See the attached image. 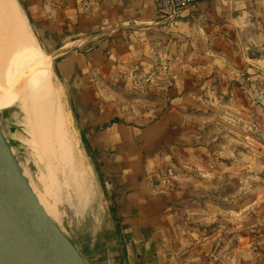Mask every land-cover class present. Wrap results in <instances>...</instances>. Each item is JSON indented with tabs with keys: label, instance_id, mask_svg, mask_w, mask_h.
<instances>
[{
	"label": "rangeland",
	"instance_id": "1",
	"mask_svg": "<svg viewBox=\"0 0 264 264\" xmlns=\"http://www.w3.org/2000/svg\"><path fill=\"white\" fill-rule=\"evenodd\" d=\"M259 1L251 36L233 37V50L221 54L226 67L219 62L207 70L211 75L208 84H190L191 93L199 86L205 88L202 100H198L201 103L195 106L198 110L182 117L187 124L180 133H166L162 148L144 152L155 159L159 175L155 179L164 191H182L178 206L181 221L189 223L188 217L194 215L191 225L204 223L199 220L204 216L210 224L202 230L211 235L217 264H234L229 258L240 253L242 264H264V0ZM20 3L30 18L41 53L52 61L53 77L63 96L66 126L75 133L78 152L71 151L68 156L63 151H50L55 156L50 158L21 125L19 111L13 112V118L0 114L2 128L37 192L56 209L59 225L82 252V240L88 243L90 235L105 223H116L102 160L123 154L122 149L98 146L105 143L106 135H86L85 129L114 116L109 106L123 102L111 98L113 85H84L78 95L79 82L75 85L62 71L66 54L70 53L69 65H74V46L66 49L65 43L76 34L83 15L96 13V0ZM216 57L211 60H218ZM198 72L190 73L189 79L198 83ZM158 73L162 77L171 74L167 67ZM113 88L126 98L142 97L141 92L132 95L124 88ZM14 131L17 137L11 133ZM207 204L209 209H205Z\"/></svg>",
	"mask_w": 264,
	"mask_h": 264
},
{
	"label": "crops",
	"instance_id": "2",
	"mask_svg": "<svg viewBox=\"0 0 264 264\" xmlns=\"http://www.w3.org/2000/svg\"><path fill=\"white\" fill-rule=\"evenodd\" d=\"M260 4L206 0L170 19L155 0H96L93 18L80 19L76 34L64 46H74V65L67 61L70 53L62 65L70 81L79 82L78 95L84 85L98 83L142 94L126 98L112 86L111 98L123 103L109 106L114 116L89 126L86 134L106 135L105 143L98 144V138V146L123 151L102 160L117 219L92 233L88 243L82 240L89 264H217L211 235L202 230L210 224L204 216L198 217L204 223L191 225L194 215L189 223L181 221L182 191H164L155 179V159L144 152L162 148L166 133H180L187 124L182 117L198 110L205 89L199 86L191 93L190 84H208L207 70L219 62L226 67L221 54L233 50V37L251 36ZM215 56L218 60L212 61ZM161 66L169 69L170 77L158 73ZM196 70L198 83L189 79ZM114 119L120 122L97 130ZM229 261L242 264V254Z\"/></svg>",
	"mask_w": 264,
	"mask_h": 264
},
{
	"label": "bare ground",
	"instance_id": "3",
	"mask_svg": "<svg viewBox=\"0 0 264 264\" xmlns=\"http://www.w3.org/2000/svg\"><path fill=\"white\" fill-rule=\"evenodd\" d=\"M22 10L17 0H0V114L12 117L19 111L21 125L43 150L49 154L63 151L69 156L78 152V142L72 128L66 126L63 96L53 77L52 61L41 53ZM11 133L17 137L15 131ZM39 194L46 211L57 222L56 209Z\"/></svg>",
	"mask_w": 264,
	"mask_h": 264
},
{
	"label": "water",
	"instance_id": "4",
	"mask_svg": "<svg viewBox=\"0 0 264 264\" xmlns=\"http://www.w3.org/2000/svg\"><path fill=\"white\" fill-rule=\"evenodd\" d=\"M38 195L0 124V264H89Z\"/></svg>",
	"mask_w": 264,
	"mask_h": 264
},
{
	"label": "built area",
	"instance_id": "5",
	"mask_svg": "<svg viewBox=\"0 0 264 264\" xmlns=\"http://www.w3.org/2000/svg\"><path fill=\"white\" fill-rule=\"evenodd\" d=\"M162 13L170 19H176L184 11L197 7L206 0H155Z\"/></svg>",
	"mask_w": 264,
	"mask_h": 264
},
{
	"label": "trees",
	"instance_id": "6",
	"mask_svg": "<svg viewBox=\"0 0 264 264\" xmlns=\"http://www.w3.org/2000/svg\"><path fill=\"white\" fill-rule=\"evenodd\" d=\"M118 122H120L119 119H114V120H112L110 123L105 124V125H103V126H101V127H98L97 130H104V129L108 128L111 124L118 123ZM89 130H90L89 128H86V129H85V134H87ZM88 148H89V150H90V146H89V145H88Z\"/></svg>",
	"mask_w": 264,
	"mask_h": 264
}]
</instances>
